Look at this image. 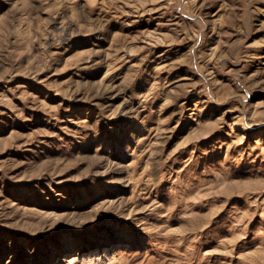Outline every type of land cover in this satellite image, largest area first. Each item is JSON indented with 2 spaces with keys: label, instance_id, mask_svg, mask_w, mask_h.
<instances>
[{
  "label": "rangeland",
  "instance_id": "374dc122",
  "mask_svg": "<svg viewBox=\"0 0 264 264\" xmlns=\"http://www.w3.org/2000/svg\"><path fill=\"white\" fill-rule=\"evenodd\" d=\"M0 264H264V0H0Z\"/></svg>",
  "mask_w": 264,
  "mask_h": 264
}]
</instances>
